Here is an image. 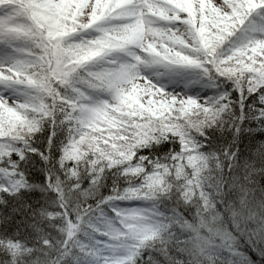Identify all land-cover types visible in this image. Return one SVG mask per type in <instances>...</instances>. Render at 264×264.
Returning <instances> with one entry per match:
<instances>
[{
    "label": "snow or ice",
    "instance_id": "obj_1",
    "mask_svg": "<svg viewBox=\"0 0 264 264\" xmlns=\"http://www.w3.org/2000/svg\"><path fill=\"white\" fill-rule=\"evenodd\" d=\"M0 264H264V0H0Z\"/></svg>",
    "mask_w": 264,
    "mask_h": 264
}]
</instances>
